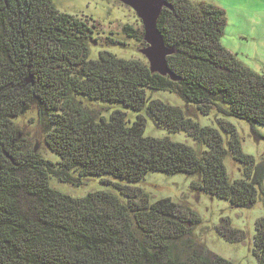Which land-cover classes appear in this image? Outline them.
Returning <instances> with one entry per match:
<instances>
[{"label":"trees","instance_id":"1","mask_svg":"<svg viewBox=\"0 0 264 264\" xmlns=\"http://www.w3.org/2000/svg\"><path fill=\"white\" fill-rule=\"evenodd\" d=\"M156 29L166 47L170 75L152 73L143 58L100 50L90 58L91 27L60 11L52 0H0V264H233L193 235L199 214L185 201L116 183L74 197L49 179L74 185L111 175L139 181L149 171L185 173L190 185L236 207L261 194L264 158L241 149L227 118L264 125V72L236 58L220 42L224 10L204 0H165ZM141 44L143 28L124 24ZM108 44L124 43L109 37ZM175 92L185 107L152 98ZM75 94L121 102L108 117ZM189 105L215 114L218 127L200 124ZM34 109L44 144L59 161L31 146L14 119ZM168 132L185 131L194 144L144 134L146 117ZM242 163L244 176L229 180L224 156ZM218 233L239 240L243 231L221 217ZM252 254L264 264V216L254 221Z\"/></svg>","mask_w":264,"mask_h":264},{"label":"rangeland","instance_id":"2","mask_svg":"<svg viewBox=\"0 0 264 264\" xmlns=\"http://www.w3.org/2000/svg\"><path fill=\"white\" fill-rule=\"evenodd\" d=\"M221 7L224 10L225 25L220 37L221 44L236 58L257 72H264V0H204ZM62 12L73 14L86 20L91 27L90 58H97L100 50H108L118 57L143 58L140 49L144 47L134 37L127 36L131 31H124L123 25H131L134 29H142L140 19L131 7L119 0H52ZM109 37L124 44H108ZM152 98H159L170 104L185 107V102L175 92L154 90ZM83 100L85 105L98 110L105 117L118 109L124 111L126 118L131 122L136 113L121 102H108L89 99L83 95L75 94ZM194 118L204 125L218 127L215 114H201L194 106L189 105ZM146 125L144 134L155 137L169 136L170 139L186 142L193 145V139L185 131L168 132L166 128L156 126L152 119L145 115ZM240 139L243 152L251 154L255 161L264 158V125L254 124L255 131L262 135L256 139L251 131L250 124L242 119L229 117ZM16 125L26 135L28 142L46 159L59 161L58 156L52 152L43 141V132L37 122L34 109H29L14 119ZM224 165L229 180L244 176L243 165L235 160L231 154L224 156ZM190 177L185 173L166 174L160 171H149L139 181L129 182L125 179L111 175L88 176L74 185L50 177V186L56 190L78 197L94 190H107L116 193L122 200L116 183L127 187L138 195L145 193L149 201L160 197H170L174 201H185L200 216V222L194 227L193 235L207 249L229 259L233 264H257L252 254V237L254 221L264 216V201L261 194L251 207L233 206L227 199L216 197L190 185ZM264 190V178L262 181ZM221 217H227L230 225L243 231L239 240H228L216 230Z\"/></svg>","mask_w":264,"mask_h":264},{"label":"water","instance_id":"3","mask_svg":"<svg viewBox=\"0 0 264 264\" xmlns=\"http://www.w3.org/2000/svg\"><path fill=\"white\" fill-rule=\"evenodd\" d=\"M133 9L140 19L146 45L140 49L145 57L150 72L170 75L174 78L166 65V56L172 49L163 43L160 32L156 29V20L163 6H169L165 0H119Z\"/></svg>","mask_w":264,"mask_h":264}]
</instances>
